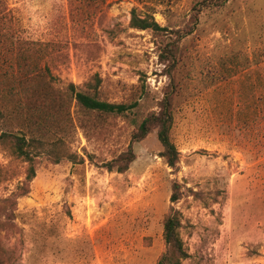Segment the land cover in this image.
I'll use <instances>...</instances> for the list:
<instances>
[{
    "label": "rangeland",
    "instance_id": "374dc122",
    "mask_svg": "<svg viewBox=\"0 0 264 264\" xmlns=\"http://www.w3.org/2000/svg\"><path fill=\"white\" fill-rule=\"evenodd\" d=\"M200 2L0 0V62H8L6 48L31 43L45 50L35 61L52 69V81L33 80L34 94L68 104L67 85L86 91L97 76L99 100L137 104L107 116L71 103L70 117L28 148L36 175L15 205L3 201L26 165L0 146V262L157 264L173 209L187 254L181 264H264V0H227L218 10ZM132 9L172 32L198 17L172 73L174 169L156 130L138 143L132 135L159 111L170 84L160 54L175 35L132 29ZM15 120L0 132H28ZM131 145L128 171L101 168Z\"/></svg>",
    "mask_w": 264,
    "mask_h": 264
},
{
    "label": "trees",
    "instance_id": "16d2710c",
    "mask_svg": "<svg viewBox=\"0 0 264 264\" xmlns=\"http://www.w3.org/2000/svg\"><path fill=\"white\" fill-rule=\"evenodd\" d=\"M227 0H202L201 8L218 10L226 4ZM198 11H201L198 10ZM193 23L183 31H169L161 27L150 13L143 16L137 14L136 9L130 13V27L138 31H151L157 33H169L175 35L173 42L167 44L160 54L161 63L169 69L168 78L170 84L167 92L160 103L157 113L149 114L139 124L137 131L132 135V142L138 143L145 139L153 130L157 131V140L162 147L161 157L166 165L174 169L178 163L179 153L171 141L170 133L173 127L172 98L177 90L174 84L173 72L176 71L179 62V46L182 40L190 36L198 23V17L194 16ZM9 39H14L9 37ZM36 51L44 54V49L39 51L33 44L17 42L5 49L4 54L9 57L8 62H0V105H6V109L0 108V124L6 120L16 119L28 132H0V146L11 153V155L26 165L24 181L21 182L12 193V198L3 202L12 201L15 205L18 199L24 198L29 193V184L36 175L35 157L28 148L40 147V141L46 138L56 128L61 121V115L70 117L71 103L75 102L85 112L97 115H126L133 111L137 104L108 103L97 98L99 80L94 76V82L85 85L86 91L69 84L65 87L70 102H63L56 97L38 96L33 80L38 76H45L48 81L54 79L52 69L49 65L42 66L35 61ZM2 56V54H0ZM1 92H17L15 94H2ZM39 135L36 139L26 134ZM35 143V144H34ZM132 145L110 162L102 164L101 168L108 172L123 174L128 171L130 165L135 161ZM80 163L84 160L80 158ZM89 161H92L89 157ZM171 203L175 204L178 198L175 194L171 196ZM180 220L176 211L170 210L163 222V240L166 250L157 261V264H181L186 259L187 254L183 249L182 241L179 237ZM4 261L0 263L3 264Z\"/></svg>",
    "mask_w": 264,
    "mask_h": 264
}]
</instances>
